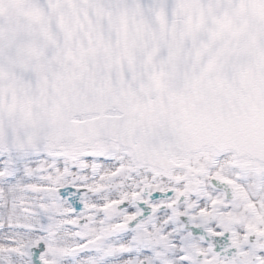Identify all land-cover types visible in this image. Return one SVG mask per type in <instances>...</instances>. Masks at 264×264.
Masks as SVG:
<instances>
[{"label": "snow or ice", "instance_id": "6c2138e0", "mask_svg": "<svg viewBox=\"0 0 264 264\" xmlns=\"http://www.w3.org/2000/svg\"><path fill=\"white\" fill-rule=\"evenodd\" d=\"M0 264H264V0H0Z\"/></svg>", "mask_w": 264, "mask_h": 264}]
</instances>
